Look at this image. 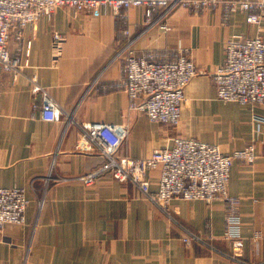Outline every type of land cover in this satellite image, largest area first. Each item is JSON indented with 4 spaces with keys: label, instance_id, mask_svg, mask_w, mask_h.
Instances as JSON below:
<instances>
[{
    "label": "crops",
    "instance_id": "0c3cea01",
    "mask_svg": "<svg viewBox=\"0 0 264 264\" xmlns=\"http://www.w3.org/2000/svg\"><path fill=\"white\" fill-rule=\"evenodd\" d=\"M124 15L121 20L109 7L97 16L59 9L26 27L22 42L10 43L28 66L0 73V187L24 189L30 206L24 226L3 229L0 264H264V124L253 122L254 114L264 117V104L224 103L213 80L226 41L264 35V21L251 25L239 11L225 23L222 6L158 12L152 26L144 9ZM55 32L65 37L57 60L51 53ZM127 43L160 61L183 53L194 61L198 74L186 88L179 127L129 109L127 92L115 87L123 79L116 58ZM34 79L63 109L59 121L42 118ZM93 122L127 127L120 154L133 159L170 148L177 136L216 144L225 154L255 145L256 160L236 161L229 184L240 200L241 256L232 257L224 237L223 202L175 201L168 216L132 182L105 174L86 186L80 177L105 161L99 151L81 149V125Z\"/></svg>",
    "mask_w": 264,
    "mask_h": 264
},
{
    "label": "built area",
    "instance_id": "2783aa9c",
    "mask_svg": "<svg viewBox=\"0 0 264 264\" xmlns=\"http://www.w3.org/2000/svg\"><path fill=\"white\" fill-rule=\"evenodd\" d=\"M224 7V22L236 12L247 14V22L259 26L264 21V0H0V73L20 72L28 66L20 50L13 53L10 43L23 41V31L44 18L52 19L59 9H70L74 14L97 16L103 7H109L124 20L122 10L141 8L145 20L154 25L153 17L165 16L176 8ZM128 34V31H126ZM65 38L55 32L52 38V56L61 57ZM127 43L122 46L117 60L122 63L123 79L115 87L127 92L129 109L143 113L151 122L177 127L186 103V88L197 76L194 61L185 53L160 61L156 56L138 55ZM31 43H28L30 55ZM217 99L224 103H238L255 107L264 104V35L232 36L225 43V59L213 75ZM33 93L41 95L42 118L59 121L64 111L48 91L33 80ZM253 122L264 124V117L254 114ZM81 149L97 150L105 159L98 170L80 177L86 185L95 184L102 175L109 174L121 183L132 182L154 205L167 213L175 212L173 203L203 201L208 206L215 202L225 204L224 237L232 244V257L242 254V219L239 199L229 193L231 170L236 161L253 163L256 147L225 154L216 144L177 136L172 146L157 149L144 159H133L120 154L127 140L128 128L102 122L81 125ZM86 146V147H85ZM152 173H156L155 178ZM156 186L154 190L152 187ZM30 202L20 187H0V233L9 225H24ZM195 238V237H193ZM192 238V239H193ZM185 239V242H190Z\"/></svg>",
    "mask_w": 264,
    "mask_h": 264
},
{
    "label": "rangeland",
    "instance_id": "374dc122",
    "mask_svg": "<svg viewBox=\"0 0 264 264\" xmlns=\"http://www.w3.org/2000/svg\"><path fill=\"white\" fill-rule=\"evenodd\" d=\"M115 14V13H114ZM119 14H121V15H124V10H122ZM23 37H24V31H23ZM65 38V37H64ZM28 43H31V42H28ZM28 43H27V50H26V52H28ZM65 43V42H64ZM64 50V49H63ZM21 53H23L22 51H20ZM51 53H52V44H51ZM63 54V53H62ZM62 56V55H61ZM29 57V56H28ZM54 59V58H53ZM33 91V90H32ZM186 102H187V99H186ZM181 124V123H180ZM180 124H179V126H180ZM179 126H177V127H179ZM176 127V128H177ZM28 199V198H27ZM29 200V199H28ZM30 202V201H29ZM30 206V205H29ZM42 207V206H41ZM29 208V207H28ZM28 208H27V210H28ZM166 215H168V216H170L172 213H175V212H170V213H167V212H165L164 210H162ZM27 212V211H26ZM25 225V224H24ZM24 225H10V226H6V227H18V228H20V227H22V226H24ZM5 227V228H6ZM2 233V232H1ZM1 233H0V235H1Z\"/></svg>",
    "mask_w": 264,
    "mask_h": 264
}]
</instances>
